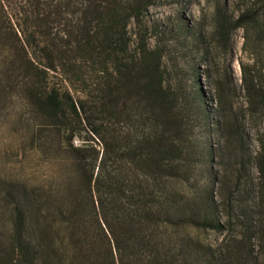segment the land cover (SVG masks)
<instances>
[{"label": "trees", "instance_id": "16d2710c", "mask_svg": "<svg viewBox=\"0 0 264 264\" xmlns=\"http://www.w3.org/2000/svg\"><path fill=\"white\" fill-rule=\"evenodd\" d=\"M155 3L0 0V264H264V0H215V49L243 32L259 137L253 158L222 75L235 154L223 178L210 140L191 143L193 117L207 125L212 110L199 84L188 97L167 83L160 39L183 31L209 48L186 26L152 30Z\"/></svg>", "mask_w": 264, "mask_h": 264}, {"label": "rangeland", "instance_id": "374dc122", "mask_svg": "<svg viewBox=\"0 0 264 264\" xmlns=\"http://www.w3.org/2000/svg\"><path fill=\"white\" fill-rule=\"evenodd\" d=\"M225 1L230 10L235 8V0ZM214 8L215 0H156L154 6L148 10L146 21L152 27V30H154V27H158L166 28L170 32L172 27L186 26L190 32L195 31L200 34L204 44L209 48L208 56H202L193 47V38L183 31L160 39L166 50L162 63L166 71L165 79L167 83L183 85L188 97L194 94V89H198L197 84H199L205 97L204 102L212 110L211 120L207 122V125L200 117H193L195 126L191 143L195 146H200L205 140H210V145L215 152V156L212 159V168L218 175L220 173L223 178L225 176V167L229 164V160L234 158L235 154L233 140L229 137V131L226 130L228 126L227 116L220 110L218 105L220 101L216 93V85L222 75L228 74L235 85L234 106L243 112L244 116L240 114L242 129L247 133L249 154L253 158L259 151V137L255 128L256 124L250 121L251 118L246 112V98L241 88V64L248 62L243 50V32L239 31L237 33L232 48L227 53L218 52L215 49V42L211 39ZM157 43V36L154 35L149 40L150 47L154 48ZM213 110H218V112L215 111V113ZM217 128L223 129V132H217ZM2 143L4 144L3 141ZM206 162L208 165L209 161L201 159L198 164L202 166ZM229 170L231 171V169ZM44 171L40 170V174ZM248 173L252 178V182L257 184L259 182V173L255 160H253V163H249ZM227 174L231 175L233 172L231 171ZM199 179L201 183H204L206 177L201 174ZM179 185L183 190H187V186Z\"/></svg>", "mask_w": 264, "mask_h": 264}]
</instances>
